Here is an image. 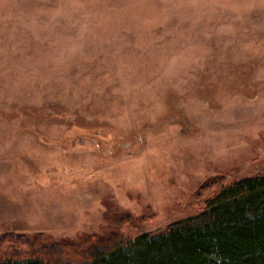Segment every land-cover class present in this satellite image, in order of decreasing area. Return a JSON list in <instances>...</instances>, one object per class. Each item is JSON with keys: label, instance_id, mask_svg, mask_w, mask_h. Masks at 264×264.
<instances>
[{"label": "rangeland", "instance_id": "obj_1", "mask_svg": "<svg viewBox=\"0 0 264 264\" xmlns=\"http://www.w3.org/2000/svg\"><path fill=\"white\" fill-rule=\"evenodd\" d=\"M262 175L264 0H0L6 255L76 263Z\"/></svg>", "mask_w": 264, "mask_h": 264}, {"label": "trees", "instance_id": "obj_2", "mask_svg": "<svg viewBox=\"0 0 264 264\" xmlns=\"http://www.w3.org/2000/svg\"><path fill=\"white\" fill-rule=\"evenodd\" d=\"M217 185L202 211L173 222L165 232L72 246L82 250L74 255L80 260L67 264H264V175ZM7 237L0 239V264H61L60 251L45 258L43 237L32 242L31 254L11 249L6 255V242L18 244Z\"/></svg>", "mask_w": 264, "mask_h": 264}]
</instances>
